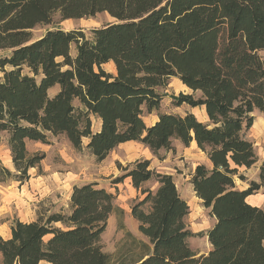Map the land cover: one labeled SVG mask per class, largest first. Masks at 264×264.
Instances as JSON below:
<instances>
[{"label":"trees","instance_id":"trees-1","mask_svg":"<svg viewBox=\"0 0 264 264\" xmlns=\"http://www.w3.org/2000/svg\"><path fill=\"white\" fill-rule=\"evenodd\" d=\"M103 14L110 19L88 34L57 25ZM43 25L52 27L35 36ZM110 61L115 73L103 68ZM174 77L190 88L173 96L177 105L204 107L206 122L191 112H164L147 124L144 111L160 108L158 88ZM259 111L264 0H0V132L9 136L19 179L44 158L30 154L27 142L46 143L50 135L65 134L75 149L87 139L98 161L122 142L158 154L175 150L173 139L194 141L211 165L195 167L193 188L216 221L206 232L210 248L199 255L189 243L190 206L174 176L138 158L120 164L116 182L131 177L145 195L132 206L147 238L141 255L114 261L105 251L101 238L115 196L88 182L73 186L67 211L14 221L11 235H0V264H264V208L247 200L264 185V159L259 181L237 184L247 180L241 168L259 161L247 136ZM16 175L0 164V180ZM152 180L154 189L146 187Z\"/></svg>","mask_w":264,"mask_h":264},{"label":"rangeland","instance_id":"rangeland-1","mask_svg":"<svg viewBox=\"0 0 264 264\" xmlns=\"http://www.w3.org/2000/svg\"><path fill=\"white\" fill-rule=\"evenodd\" d=\"M110 18L106 14L96 17L81 19H68L57 23L66 30L80 28L87 34L95 27H101ZM52 25L39 26L34 30L35 36H40ZM75 52V44L72 53ZM103 68L115 73L112 61L103 65ZM163 94L162 102L158 110L151 113L144 111L147 124H152L159 118V113L172 112L183 115L194 112L199 119L206 122L200 111L193 110L187 103L177 105L173 96L182 91L190 92L185 84L178 78H171L166 87H159ZM58 88H52L50 94L54 95ZM94 118V117H93ZM98 119H93V130H97ZM248 138L255 144V151L259 161L251 169L247 170L250 178L259 179V166L264 159V112L255 113V122L247 132ZM9 136L6 132H0V164L8 167L15 175L19 174L13 163V155L9 146ZM87 139H84V148L75 149L67 136L50 135L48 141L30 140L27 142V150L30 154H43L44 158L38 166L31 167L28 176L23 180L19 175L0 180V235L4 238L9 236L11 224L20 219L22 221H33L38 218L46 219L48 215L69 209L70 193L74 184L98 182L100 186L112 192L115 196V212L109 217L108 227L102 235L105 251L112 255L114 261L119 259L130 261L134 255H141L143 249L141 241H147L139 231V223L132 214V206L139 201L140 192H135L129 178L116 182L124 170L123 166L140 159L149 158L153 167L174 176L178 190L190 206V213L186 220L193 231L189 243L194 252L202 254L210 248V242L206 232L215 223L210 215L209 209L202 204L201 198L196 195L192 184L191 173L196 165L206 160V155L194 144L185 145L178 139H173L175 150H161L158 154L140 142L122 144L110 153L106 159L98 161L95 155L86 148ZM239 180V179H238ZM239 180L243 187L247 184ZM155 180L146 184V187H157ZM259 196L263 197L260 204L264 208V189ZM149 210V204L143 205ZM56 226H61L56 223ZM0 262H2L0 253ZM40 264H48L46 261Z\"/></svg>","mask_w":264,"mask_h":264},{"label":"crops","instance_id":"crops-1","mask_svg":"<svg viewBox=\"0 0 264 264\" xmlns=\"http://www.w3.org/2000/svg\"><path fill=\"white\" fill-rule=\"evenodd\" d=\"M188 89L190 90V88L188 87ZM184 92V91H183ZM193 108V110H199L200 111V114H203L204 115V118L206 119V120H208V115L206 114V111H205V108L204 107H200V106H197V107H192ZM193 114H195L194 112H192ZM156 121V120H155ZM154 121V122H155ZM100 124H101V122H100V120H98V126L100 127ZM133 142H136V141H127V142H122V144H126V143H133ZM122 144H120L117 148H119L120 146H122ZM191 144H194L198 149L200 148V147H198L197 145H196V143L193 141ZM116 148V149H117ZM148 148V147H147ZM115 149V150H116ZM200 150L206 155V153L200 148ZM113 152V151H112ZM111 152V153H112ZM206 160H204V161H201V162H203V163H206V164H208V165H211V161L208 159V157H207V155H206ZM146 159H149V158H146ZM151 160V159H150ZM201 162H199V163H201ZM198 163V164H199ZM152 164H153V162H152ZM151 164V165H152ZM197 164V165H198ZM257 164V163H256ZM255 164V165H256ZM261 164V163H260ZM196 165V166H197ZM254 165V166H255ZM254 166H252V167H254ZM251 167V168H252ZM154 168V167H153ZM251 168H241V171H243V173L244 174H246V176H247V180H245V181H242V183H246V181L248 182L244 187L241 185V184H239V180H237V184H238V186H239V188H241V189H245L248 185H249V181L250 180H256V181H259V179H253V178H250L249 177V175H248V173L246 172L247 170H249V169H251ZM259 168H260V166H259ZM194 170H195V167H194V169H193V171H192V173H191V175L190 176H193L192 174H193V172H194ZM162 172V171H161ZM163 173H165V172H163ZM166 174H168V173H166ZM126 178H129V181H130V183H131V185H132V187H133V189L135 190V192H140V190L138 191L134 186H133V183H132V178L131 177H126ZM150 182V181H149ZM149 182H147V183H149ZM146 183V184H147ZM78 184H81V183H78ZM74 185H76V184H74ZM99 186H100V184H99ZM152 189H154L155 188V186L154 187H151ZM261 189H264V185L261 187ZM140 194H141V196H140V198L139 199H142L145 195H143L142 194V192H140ZM247 200H248V202L249 203H251V204H253V205H256V206H258V207H261L262 208V204H260L261 203V201L263 200V197L261 196H259V193H255V194H252V195H250V196H248V198H247ZM214 221H215V219H214ZM216 222V221H215ZM11 235V230H10V233H9V236ZM8 236V237H9ZM200 255V254H199ZM43 262V261H42ZM47 262V261H46ZM48 263V262H47ZM48 264H52V263H48Z\"/></svg>","mask_w":264,"mask_h":264}]
</instances>
